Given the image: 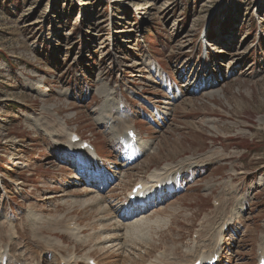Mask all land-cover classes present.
<instances>
[{
	"label": "rangeland",
	"instance_id": "rangeland-1",
	"mask_svg": "<svg viewBox=\"0 0 264 264\" xmlns=\"http://www.w3.org/2000/svg\"><path fill=\"white\" fill-rule=\"evenodd\" d=\"M154 108L168 116L159 121ZM104 114L127 119L118 129ZM126 123L150 151L115 140ZM65 132L96 150L97 171L87 176L94 152L87 161L63 153L79 146ZM186 158L163 198L122 217L137 182ZM140 215L150 224L133 232L112 224ZM204 235L211 250L223 239L218 264H259L264 0H0V251L7 244L29 264H56L70 250L78 264L86 254L146 264L167 249L194 264L203 259L182 250Z\"/></svg>",
	"mask_w": 264,
	"mask_h": 264
},
{
	"label": "bare ground",
	"instance_id": "bare-ground-1",
	"mask_svg": "<svg viewBox=\"0 0 264 264\" xmlns=\"http://www.w3.org/2000/svg\"><path fill=\"white\" fill-rule=\"evenodd\" d=\"M151 66H152V64H147V67L149 68V70L151 69ZM157 74L158 75V77L160 76V74H159V72L158 71H152V74ZM102 93L104 94V96L103 97H105V99L106 100H108L110 97H111V93H109L107 90H104V91H102ZM209 93V95L211 94H213V95H216L217 94V92H212V91H209L208 92ZM102 94V95H103ZM166 104H168L169 105V103H166ZM123 106V105H122ZM162 109H164V110H168V108H165V107H163ZM100 111L102 112L103 111V108H101L100 109ZM110 111V110H109ZM113 111H114V109H113ZM105 112V111H104ZM120 112L122 113V111H121V109H120ZM110 114V113H109ZM122 114H124V113H122ZM157 114L159 115V114H161V115H159V117L160 116H168L167 115V113L165 112V111H161L160 109H157ZM102 118H103V120H105L104 122H108V123H111V124H113V125H116V126H118V129H119V126L121 125V123H122V125H123V123H124V120L123 119H127V117H125V115H122V117H110V115H106L105 116V114L104 115H100ZM123 118V119H122ZM120 122V124H118ZM66 125V124H65ZM109 125V124H108ZM59 127H64V125L63 124H61ZM124 128H125V130L123 131L124 133L122 134H120V135H118V138L120 139V138H122V137H124V136H126V134H127V132L128 131H130L131 130V127H130V125H128V123H126V125L124 126ZM110 129H112L111 127H110ZM115 129V128H114ZM112 131V130H111ZM117 132V131H116ZM112 134V133H111ZM115 135V134H114ZM64 136H65V141L66 142H69V143H71L70 142V136H71V134L68 132H65L64 133ZM116 139L115 138V140L116 141H118L119 139ZM65 142V143H66ZM126 142H128V139H126V141L124 142V144L126 143ZM65 143H63V142H60L59 141V144L60 145H62V144H65ZM132 147H134V149L136 150V153L138 154V155H141L142 153H144V152H146L147 150L148 151H150L152 148H151V144L149 143V142H144V141H141V138L139 139V138H137V141H136V143H135V145H133ZM96 155H97V165H99V162H98V160H100V156L97 154V152H96V150L94 149V151H93ZM85 156V158H86V161H87V158L88 157H91V155H84ZM190 158H186V159H183V160H181L179 163H176V164H174V165H169V164H166V165H164V166H162L159 170L157 169V170H153L149 175H148V181H146V180H140L139 182H137V184L136 185H138V184H140L141 185V187H142V189H145V192H146V194H145V197L142 199V200H140L139 202H138V205L136 206V207H133V208H131V207H129V210H125L124 211V214L122 215V217L123 218H126L127 216H131V214H132V212H141V211H144V210H146L147 209V205H149V204H154V200H156L157 201V199L159 200V195H157V193H159L160 194V196L163 198L164 196H165V194H164V191L167 189V187H172V185H173V183L175 182V175H178V174H180V171H181V169H183L184 168V165H186L187 163H188V161L187 160H189ZM199 161V160H198ZM87 164V163H86ZM90 165H91V162L89 163ZM187 166V165H186ZM191 166V165H190ZM96 167V166H95ZM90 168H92V167H90ZM180 169V171H179V169ZM92 169H94V168H92ZM178 169V173L176 172L175 173V170H177ZM95 170V169H94ZM92 172H93V170L92 171H90V173L92 174ZM97 173V172H96ZM170 174H174V176H173V179L171 178V179H169L170 178ZM90 175V174H89ZM97 175V174H96ZM88 176V175H87ZM89 180V179H88ZM99 181V180H98ZM101 181V180H100ZM150 181V182H149ZM261 179L259 178L258 179V183H261ZM93 182H96V181H93ZM149 183H151V184H149ZM171 184V185H170ZM135 186V185H134ZM169 187V188H170ZM138 196H136V198H137ZM101 197H100V200L99 201H101ZM152 202H151V201ZM104 204V205H103ZM100 209H99V212H101V210H103V209H105V207H107V205L105 204V203H102V204H100V206H98ZM232 221H233V219H231ZM232 221L229 223V224H225L226 223V221H224L225 223H224V225H230L231 223H232ZM67 222V221H66ZM63 223V222H62ZM112 224H114V225H117V227H115V228H117V230L118 231H120L119 229H123L124 231H125V233L126 232H128V231H130V232H133V231H136L137 229H139L140 227H145L147 224H150V221H149V219H148V216H142V215H140L139 216V218H136L134 221H132V222H127L125 225H121L120 224V222L118 221V220H116V221H114ZM123 224V223H122ZM73 225V224H72ZM82 229V228H81ZM209 229V228H208ZM103 230V229H102ZM102 230H100V231H102ZM63 231L64 232H66V233H71V234H77L78 232H79V229L77 228V227H71V226H67V227H65L64 229H63ZM205 232V231H204ZM38 233V232H37ZM124 233V234H125ZM198 233V232H197ZM206 233V232H205ZM39 234V233H38ZM211 234V233H210ZM126 235H128V234H126ZM10 236V235H9ZM79 235L77 234V235H72V237L75 239V241L77 242L78 240H79V237H78ZM198 236V235H197ZM207 236V235H206ZM206 236L204 235V237L203 238H201V239H199V241L197 242V246L194 248V247H191V248H189V249H185V250H182V251H184V253L183 254H185L186 256H189V257H200V259L202 258L203 260L202 261H206V260H210V258H208V257H212V256H214L215 257V255H218L219 256V259L221 258V256H220V252H214V251H217V250H220L221 251V249H222V247H221V245H222V238H221V236H217V239L218 238H220V239H218L217 240V243H216V245H214V250L212 249L211 250V248H210V245H211V242L206 238ZM212 236V235H211ZM111 237L112 236H110V237H104V239H103V241L104 242H111L112 241V239H111ZM209 237V236H208ZM198 238V237H197ZM150 239V238H149ZM132 240V239H131ZM55 241V240H54ZM86 241V240H85ZM85 241H83V242H85ZM115 241V240H114ZM151 240H149V242H150ZM52 242V241H51ZM56 243H54V244H56V247L57 248H62L61 247V244H59L60 242L59 241H55ZM113 242V241H112ZM148 242V243H149ZM108 244V243H107ZM12 245V244H11ZM41 245V244H40ZM101 246V245H100ZM107 246V245H106ZM110 246H112V243H109V246H107L108 248L110 247ZM117 246V245H116ZM125 246V245H124ZM169 246V245H168ZM181 246V245H180ZM216 246V247H215ZM9 246L6 244V245H4L3 247H2V250L0 251V258L2 259L3 257H6V256H9V259H12V260H14V261H16V263H21V264H29V263H26V261H24V260H22V255H21V253H19V252H17V255H15L14 253H11V252H15L14 250L13 251H11L10 252V250H9V248H8ZM13 247V246H12ZM171 247V246H170ZM100 248V247H99ZM105 248V247H104ZM172 248H173V245H172ZM221 248V249H220ZM264 248V247H263ZM67 249V248H66ZM264 250V249H263ZM262 250V258H263V260H264V251ZM69 252V253H68ZM67 253V255H65V256H63V255H61V256H59V259L57 258L56 259V264H78V261H79V259H78V257L77 256H74L73 254V252H72V250H70V251H68ZM160 252V251H159ZM172 253H174V252H172ZM190 254H191V256H190ZM73 255V256H72ZM158 255V254H157ZM163 257H162V254L161 255H158L156 258H155V260H154V262L151 260H149L146 264H182L183 262H184V259H183V257H177L178 259L176 260L175 258H174V254H171L170 252H169V250H165L164 251V253H163ZM177 256V255H176ZM80 258H82V260H84V261H86V262H89L90 260H92L93 262L95 261V260H93L92 258H90V256H89V254H86V255H84V256H82V257H80ZM186 258V257H185ZM8 259V258H7ZM188 261V260H187ZM197 261V260H196ZM23 262V263H22ZM259 262H260V260H259ZM1 263V262H0ZM190 263V262H189ZM98 264V263H97Z\"/></svg>",
	"mask_w": 264,
	"mask_h": 264
}]
</instances>
